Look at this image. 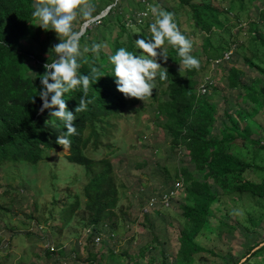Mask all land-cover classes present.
<instances>
[{
	"label": "trees",
	"instance_id": "obj_1",
	"mask_svg": "<svg viewBox=\"0 0 264 264\" xmlns=\"http://www.w3.org/2000/svg\"><path fill=\"white\" fill-rule=\"evenodd\" d=\"M247 2L263 6L258 7V16L249 23V31L254 40L264 46V0H230L229 6H224L221 0H90L91 4L101 3L108 9L101 17L89 21L90 27L81 32V48L87 47L89 51L80 61L79 73L91 76L92 69L96 68L102 77L90 85L86 99L92 103L84 112H75L83 96L82 89L64 94L68 110L76 116L77 134L68 136L64 122L49 115V111L56 109L39 111L43 103L38 95L42 90L40 77L45 72L44 65L56 58L49 46L54 44V48L60 39L54 30L39 26L38 19L33 16L36 0H0V163L17 160L36 163L43 158L44 151L60 146L56 143L58 136H66L71 141L64 153L66 160L82 165L87 176L82 194L83 209L92 229L87 236L91 244L100 221L114 214L118 188L110 159L106 156L95 158L90 152H96L99 147H111L102 139L108 133L109 121L123 116L128 106L138 102L118 91L109 57L120 48L142 54L136 47V40L150 39V26L155 19L151 7H156L173 13L178 28L189 39V33L182 31L181 25L182 18L190 20L191 31L197 35L190 39L193 42L190 54L200 60V65L211 63L212 59L231 51L229 41L222 35L229 32L230 18L235 19V27L240 28L238 25L241 26L242 21L232 11L236 5L239 12L247 10ZM100 10L103 7L91 10L90 16L78 15L74 30L80 31L84 22ZM139 10L148 13L139 15ZM127 19L131 25L126 24ZM93 44L102 45L99 56L91 52ZM194 46L200 47L201 54ZM164 47L168 59L165 62L158 57L157 62L169 75L165 81L157 76L155 81L162 98L154 92L153 107L160 118L158 126L165 130L170 147H183L194 171L184 165L174 177H181L183 182L179 192L182 229L178 233L174 263L165 259L161 264H191L197 254L212 253L207 245L211 238L222 235L229 239L239 230L241 233L251 231L246 222L239 228L242 225L222 211V195L248 192L264 199V159L255 161L254 158L257 148L264 149V125L257 108L259 98L264 104V66L252 65L247 58L248 65L263 76L256 80L257 91L256 85L241 84L235 69L230 70L227 78L232 88L250 87L245 95L250 105H236L233 113L231 108L225 109V119L219 121L217 104L209 96H195L198 70L183 66L176 48L168 44ZM249 151L251 158L245 157ZM77 196L61 212L62 225L58 231L80 207ZM247 221L253 228L252 219L248 217ZM236 244V241L229 242L231 262L226 264H264V236L248 242L244 249L239 250ZM47 250L51 251L47 253L55 252L49 245ZM86 262L101 264L94 258ZM146 264H153V261Z\"/></svg>",
	"mask_w": 264,
	"mask_h": 264
},
{
	"label": "rangeland",
	"instance_id": "obj_2",
	"mask_svg": "<svg viewBox=\"0 0 264 264\" xmlns=\"http://www.w3.org/2000/svg\"><path fill=\"white\" fill-rule=\"evenodd\" d=\"M221 2L224 6L230 4V0ZM97 3L91 4V10L102 7L103 10L89 17L83 27L89 28L88 22L101 17L108 9V6ZM257 5V2L254 6L247 2L248 9L240 12L237 5L234 7L232 14L236 12L242 23L236 28L235 19L230 18L229 32L222 35L232 48L229 58L219 64L204 63L195 75L194 91L199 82L210 79L204 96H209L217 104L219 121L225 119V109L231 108L233 113L236 105H250L245 100L250 87L232 88L229 85L227 76L231 69H235L241 84L256 85L255 91L258 88L256 80L263 78L252 65L264 66V46L255 41L249 31V23L258 16V7H263ZM137 13L145 15L148 11L139 10ZM182 21L181 30L188 32L190 39L196 38L189 26L190 20L182 18ZM126 24L131 25V22L127 19ZM53 45L49 46L52 52ZM194 47L201 54L200 47ZM247 58L252 65H248ZM154 92L162 98L156 81ZM153 93L144 102L138 99L135 106H128L123 116L109 121L108 133L102 139L111 147H99L96 152H90L95 158L106 156L110 159L118 188L113 216L101 220L98 225L101 236L98 245L93 240L91 244L87 241L90 225L83 209L82 194L87 176L82 165L66 160L67 147L44 151L43 158L36 163L19 160L0 163V264H61L63 260L68 264H86L91 258L101 264H146L150 260L153 264H161L165 259L174 263L178 233L182 229L179 208L182 188L169 208L153 210L146 215L140 212V205L147 196L168 188L181 166L193 171L194 168L188 161L186 150L171 148L165 130L158 126L160 118L153 107ZM259 100L258 116L264 125V104L261 98ZM219 121L216 124L219 125ZM250 153L245 157L251 158ZM254 158L255 161L264 159V149L257 148ZM76 195L80 207L68 224L58 231L62 225L59 221L61 212ZM220 207L242 225L239 228L246 222L251 231L241 233L239 230L230 236V240L222 235L211 238L207 245L212 253L197 254L191 264L230 263V241H236L240 250L248 242L264 236V199L248 192L233 193L222 195ZM248 217L254 223L253 228ZM48 245L57 248L54 254L46 252H51L47 250Z\"/></svg>",
	"mask_w": 264,
	"mask_h": 264
},
{
	"label": "clouds",
	"instance_id": "obj_3",
	"mask_svg": "<svg viewBox=\"0 0 264 264\" xmlns=\"http://www.w3.org/2000/svg\"><path fill=\"white\" fill-rule=\"evenodd\" d=\"M91 7L90 0H36L34 5L33 16L38 19L39 26L45 30H54L60 39V43L53 48L56 58L44 65L45 72L40 77L42 90L38 95L43 103L39 111L43 113L45 109H56L49 111V115L64 122L68 136L77 134L74 126L76 116L68 110L64 94L82 89L83 96L75 112H84L92 103L86 99L90 85L102 77L96 68L92 69L91 76L79 73L80 61L89 49L81 48L82 33L74 30V22L78 15L90 16ZM151 12L155 19L150 26V39L136 40V47L142 50V54L137 55L120 48L109 57L114 66L113 75L118 91L126 98L143 102L152 97L157 76L161 81L168 78V70L157 62L158 57L167 61L166 44L178 50L183 66L196 70L200 68V60L190 54L193 42L180 31L174 14L156 7H151ZM101 48L102 45L93 44L90 50L99 56ZM32 102L35 103L33 98ZM56 143L62 148L71 145L66 136H58Z\"/></svg>",
	"mask_w": 264,
	"mask_h": 264
},
{
	"label": "built area",
	"instance_id": "obj_4",
	"mask_svg": "<svg viewBox=\"0 0 264 264\" xmlns=\"http://www.w3.org/2000/svg\"><path fill=\"white\" fill-rule=\"evenodd\" d=\"M229 53L230 51H227L223 53L222 57L218 59H212L211 63L219 64L220 62L227 60L229 58ZM209 85H210L209 78L203 79L201 82H199L194 91L195 96L198 98L206 94ZM182 184H183L182 178L181 177L176 178L174 179L172 184L165 190L161 191L156 195L147 196L140 205V212L142 214H150L153 210L169 208L172 205L173 201L177 198L178 192L181 189ZM89 233H91V227L89 228ZM100 240H101L100 231H97V233L93 237V243L98 245L100 243ZM49 247L51 250H57V248L53 247L52 245H49ZM61 264H68V263L65 260H63L61 261Z\"/></svg>",
	"mask_w": 264,
	"mask_h": 264
},
{
	"label": "water",
	"instance_id": "obj_5",
	"mask_svg": "<svg viewBox=\"0 0 264 264\" xmlns=\"http://www.w3.org/2000/svg\"><path fill=\"white\" fill-rule=\"evenodd\" d=\"M100 15H102V14H100ZM99 15V16H100ZM97 18V17H96ZM85 23V22H84ZM84 25V24H83ZM85 30V27H81V29H80V32H83ZM263 244V242L262 243H260L258 246H256V247H254L251 251H253V250H255L257 247H259L260 245H262ZM244 258H242V260H243Z\"/></svg>",
	"mask_w": 264,
	"mask_h": 264
}]
</instances>
